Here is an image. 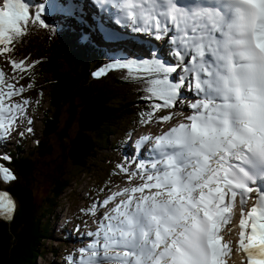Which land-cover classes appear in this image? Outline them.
Listing matches in <instances>:
<instances>
[{
  "label": "snow or ice",
  "instance_id": "obj_1",
  "mask_svg": "<svg viewBox=\"0 0 264 264\" xmlns=\"http://www.w3.org/2000/svg\"><path fill=\"white\" fill-rule=\"evenodd\" d=\"M114 7L125 26L153 32L158 40L168 38L177 60L176 65L153 58L108 66L151 77L144 99L162 103H152L153 111L142 122L176 105L185 80L173 81L171 74L181 65L190 76L189 90L199 99L188 105L193 112L184 118L187 122L155 137L152 158L138 163L136 172L117 165L129 180L138 172L143 183L100 203L103 207L126 197L99 217L96 230L87 233L93 239L70 264H226L232 245L223 232L232 222L237 197L236 250L246 254L247 264H264V0H115ZM44 11L43 4L30 14L25 0H0V56L6 57L16 81L5 80L0 69V86L7 89L0 88V140L18 120L32 123L26 115L30 101H11L25 91L17 84L36 62L9 53L30 23L44 26ZM150 139L144 136L141 143ZM0 174L15 179L6 168L0 167ZM249 199L254 203L245 210ZM13 207L0 193V214L10 219ZM96 208L93 202L92 214Z\"/></svg>",
  "mask_w": 264,
  "mask_h": 264
},
{
  "label": "trees",
  "instance_id": "obj_2",
  "mask_svg": "<svg viewBox=\"0 0 264 264\" xmlns=\"http://www.w3.org/2000/svg\"><path fill=\"white\" fill-rule=\"evenodd\" d=\"M35 4L33 0L30 14ZM73 22L65 16L60 23L53 17L44 26L30 23L27 34L9 53L16 60L27 57L29 64L36 62L27 76L44 91L46 107L41 109L40 141L32 146L37 156L23 153L21 145L11 151L9 165L15 181L4 189L14 198L15 207L9 222L0 220V264H36L42 253L39 242L49 238L39 210L54 207L68 187L63 168H87L116 128L134 126V112L158 101L144 99L151 78L136 79L105 69L106 52L99 47L92 54L94 44L73 30ZM73 122L76 130L71 135L68 129ZM36 192L41 196L38 201Z\"/></svg>",
  "mask_w": 264,
  "mask_h": 264
},
{
  "label": "rangeland",
  "instance_id": "obj_3",
  "mask_svg": "<svg viewBox=\"0 0 264 264\" xmlns=\"http://www.w3.org/2000/svg\"><path fill=\"white\" fill-rule=\"evenodd\" d=\"M42 2H44V0H42ZM56 2L58 1H55L53 5ZM45 9H49V8H45ZM66 14L63 15L64 16L71 15L77 19L83 18V15L79 11H75V12L70 11V13H66ZM55 20L56 22L60 23L62 21V18L59 15H56ZM100 24H98L97 26H100ZM97 26L94 29H92V31H90L89 29L90 33L97 32L100 35H103L100 33ZM89 31L87 29L84 30L82 28L81 33L83 37H85V39L96 44L94 45V50H91L92 54H97L96 49H98L99 46L100 47L103 46L102 48L106 52L107 51L111 52L112 49H116V48H117L116 50L122 51L120 47H124V46L121 45L117 46L118 43L114 44L116 42H112L109 44V43L101 42L100 39L99 41L93 40L95 42L91 41L86 34ZM90 37L93 36L90 34ZM104 40L106 42L108 41L106 39ZM123 42H127V41H123ZM129 42L133 43V40ZM76 43L80 44L78 41H76ZM161 48L168 49L169 47L164 42ZM143 50L144 49L139 50V53H142ZM126 51H128V49H126ZM115 54L117 55V58H120V56L117 53ZM170 65H176V64H173L170 61ZM0 69H2L5 72V80L11 83H16V81L12 79L13 70L10 64L7 62L5 56H0ZM109 69L111 72H116L118 74H121L122 76H127V77L133 76L136 79H141L142 77V74L135 70L129 72V70L122 68H109ZM113 69L116 71H113ZM181 71H183V65H181L176 72L171 74V79L173 81H177ZM29 83L32 84V87L30 89L26 87ZM17 86L18 87L25 86V91L21 95H17L13 97V101L11 102H21L23 99H28L30 103L27 106L26 115L29 119H31L32 123L28 124L26 119L18 120L16 122L14 130L11 131V134L8 135L6 139L0 140V167L8 169L13 176H15V174L12 173V168L9 166V163H11L13 157L9 156L8 159L4 160L5 162L1 158L3 155L8 154L10 151H12V149L15 147V144L24 147L23 153L26 150L29 154L33 156H37L32 146L35 145L37 141L38 142L40 141L41 130L43 128L40 119L42 116L41 109H44L46 107L45 106L46 97L44 91L41 88L34 86V81L32 80V78L28 77L27 74L24 75L23 79H19ZM182 87H183L182 91L185 94H187L188 92L195 94L194 89L192 90L187 89V87H189L188 81L185 82L182 85ZM0 88H3L4 91H7L6 87L4 86H0ZM151 104H145L146 105L145 109H139L134 112L137 117V120H133V122L135 123L134 126L126 127L125 125H120L118 128H116L115 133L111 137L106 138L107 139L106 144L100 145V148H102V150H96L97 153L95 155V158H92L89 161L87 168L80 170L73 167L72 165L71 166L67 165L63 168L62 173L65 175V178L68 181V187L63 190L62 194L59 196L60 198H58L54 207H52L48 211H44L43 209L39 210L40 213H43L40 220L44 221V223L47 224L49 228L48 230L49 238L47 240H44L43 242H39L40 245L42 246V253L40 256L36 257L35 260L36 264H70V258L73 261L79 260L81 256L80 249L86 247L85 246L86 242L90 243L91 241L89 240V237H87V233L89 231L96 230L97 221L99 217L102 216L101 214H103V209L99 205L104 199H106L103 198L104 194L107 191H114L115 189L121 190L124 188L137 186L140 184L139 183L140 177L135 176L131 180H129L128 174L120 172L117 168L118 164H123L124 167L128 169V173L135 172L132 171L133 167H129L130 164L125 159V156L129 154L128 153L129 148L134 147V145L136 144L137 145L141 144L140 143L141 139L139 136L142 137L143 135H146L148 133L152 134L154 130H158L161 127H164L169 122L178 120L180 117H177V115L180 116V113H183L182 111H185V108L186 111H188L190 114H192L193 112V110L188 107L189 102L187 100H184V102H181V105H183L184 107L182 106L180 108L177 106L178 108L175 109L177 112L176 115L174 114V110H172L173 107L161 108L160 110L154 113L152 119L149 122L144 123L142 121L147 119V114L153 111L151 108ZM139 112L142 114H140ZM168 112L170 113L169 115L173 116V119L166 122L160 121L159 118L165 116ZM28 127L32 128V132L26 131ZM75 130H76V126H75V122H73L70 126V129H68V132H70V134L73 135ZM21 132H23V135H20ZM137 137L139 138L136 140ZM121 142H123V144H121ZM135 164L136 163H132V166H134ZM14 181L15 179L5 180L2 174H0V189H3L4 185ZM101 189L104 190L101 191ZM39 198H41V196H38V193L36 192L34 200L38 201ZM93 202L97 204L96 214H92L91 212ZM81 209H87L88 211L82 212ZM230 232L231 230L229 232H223V235L225 237L224 238L225 240L232 242V240L236 236ZM82 240L83 242H81Z\"/></svg>",
  "mask_w": 264,
  "mask_h": 264
},
{
  "label": "bare ground",
  "instance_id": "obj_4",
  "mask_svg": "<svg viewBox=\"0 0 264 264\" xmlns=\"http://www.w3.org/2000/svg\"><path fill=\"white\" fill-rule=\"evenodd\" d=\"M55 1H60L61 4L65 6V12L66 13L67 12H70L69 11V6H71V11L72 12H75V11L81 12V14L83 15V18L80 19V24L82 25V27L84 28V30L87 29L89 31V29H90V31H92V29H94L98 25L96 19L93 18V16H94L93 12L85 5V3H84L83 0H44V2H42V4L44 5L45 8H48ZM90 31L88 33H86V34L88 35V37L91 40H97V41H99V39H100L101 42L109 43V44L112 43V41H110L109 39L102 38L101 36H98L94 32L93 33L92 32L90 33ZM104 32L105 31L103 30V33ZM90 34L93 37H90ZM125 34H128V33H122L121 34V37L124 36L123 41H127V42L121 41V42H118V44L117 43H114V44H117V46L118 45L124 46V47H120V49L122 51L116 50L117 48L116 49H112V51H114L115 53H118L121 56L120 59H116L115 60L116 62L144 61V60H151L153 58H159L160 60H164V62L166 61L167 64H170V61L173 64H177V60L174 59L172 56L170 57L168 52H166V54H164L161 57L158 55V50L157 49H159V47L163 45L164 39H160V40L157 39V40H153L152 41L150 35L148 37H146V38H140V37H135V36L134 37H131V36L125 35ZM104 39H106L108 41L106 42ZM154 39H156V38H154ZM131 40H133V43L129 42ZM126 49H128V51H126ZM142 49H144L142 51V53H139V50H142ZM178 69L179 68H177V70ZM188 75H189L188 73H185V72L181 71L180 72V76H178V79L177 80H180L181 77H183L184 80L186 81L188 79ZM182 88L183 87L181 86L180 100L183 97H185V100H187L189 103H193L191 100H193L195 102V98H197V97L196 96L195 97L190 96V92L188 93L189 96L184 95L183 94V91H182ZM177 102L178 103H176V105L172 108V110H174V108H178V107L181 108L182 107L180 105L181 104L180 101L178 100ZM182 112L183 113H180V116H179L180 118L178 120H176V121H179V122H187L184 118L187 115H190V114H189L188 111H182ZM186 112H188V113H186ZM169 114L170 113L168 112L166 115H169ZM162 128L163 127H161L158 130H161ZM144 136L145 135H143L142 137H144ZM135 148H137V151H135ZM128 153L129 154L125 156V159L129 162V164H130L129 167H133V170L132 169L131 170L136 172L137 171V167H136L137 164L140 163L141 161L145 162V160L147 159V156L148 155L145 154L140 149V146L130 147ZM132 163H136V164L134 166H132ZM136 177H140V175H139L138 172H137ZM139 183L140 184L143 183V180L141 178H139ZM245 210H246V208H245ZM239 219H240V215H238L236 217V221L234 222L235 227H236L237 236H238V233H239V227H238ZM232 230H233V226L231 224V233H235V231H232ZM238 239H239V236H238V238H236V240L234 242L236 249H237V241H238ZM236 249L234 251H232V253L230 255L231 258L230 257H228V258H230V261L231 262H234V264H241L239 260H240V258L243 255L246 256V254H244L242 251H237ZM246 260H247V256H246ZM243 264H247V261L243 262Z\"/></svg>",
  "mask_w": 264,
  "mask_h": 264
},
{
  "label": "clouds",
  "instance_id": "obj_5",
  "mask_svg": "<svg viewBox=\"0 0 264 264\" xmlns=\"http://www.w3.org/2000/svg\"><path fill=\"white\" fill-rule=\"evenodd\" d=\"M26 2H28L27 4L29 5V8H30V4L32 3V1L33 0H25ZM34 1H36V0H34ZM57 4H59L58 2H56V4H52L53 6H52V8H50V7H48L49 9L48 10H45L43 13H41V18L44 20V22H45V20L47 19V18H50V17H53L54 19H55V16L56 15H59L62 19H63V17H65L63 14L64 13H62V12H60L59 11V9H58V7L56 6ZM37 3L33 6V9H32V13L33 12H35L36 11V9H37ZM54 7H56L57 9H55ZM38 24V23H37ZM75 39V38H74ZM97 43V42H96ZM99 44V43H98ZM96 45V44H95ZM101 45V44H100ZM102 46V45H101ZM100 47V46H99ZM103 47V46H102ZM101 47V48H102ZM105 48V47H104ZM104 50V49H103ZM105 51V50H104ZM106 52V51H105ZM108 52V51H107ZM107 52H106V55H107V60L105 61V63H104V68L105 69H107L106 68V63L110 60V56L107 54ZM111 57H113V55H111ZM98 65V64H97ZM102 67V66H101ZM92 69V68H91ZM108 70H110V69H108ZM113 71H116V70H113ZM96 72V71H95ZM148 78H151V77H148ZM36 144V143H35ZM10 156H12V155H10ZM10 166V165H9ZM3 190L4 191H7L8 192V190H6V189H4L3 188ZM9 193V192H8ZM10 194V193H9ZM10 196H11V194H10ZM12 197V196H11ZM12 199H13V201H14V198L12 197ZM14 204H15V201H14ZM14 207H15V205H14ZM13 211H14V208H13ZM12 214H13V212H12ZM12 216V215H11ZM0 220H2V219H0ZM2 221H4V222H9V221H5V220H2Z\"/></svg>",
  "mask_w": 264,
  "mask_h": 264
},
{
  "label": "water",
  "instance_id": "obj_6",
  "mask_svg": "<svg viewBox=\"0 0 264 264\" xmlns=\"http://www.w3.org/2000/svg\"><path fill=\"white\" fill-rule=\"evenodd\" d=\"M44 190H45V189H44ZM0 193H5L6 196H7V198H8L9 200H11V202H12V204H13V199H12V197L10 196V194H9L7 191L0 190ZM10 198H11V199H10ZM4 211L7 212V209H5ZM0 218L3 219V220H5V221H9V220L11 219V218H10V219L7 218V216L4 215V214H0Z\"/></svg>",
  "mask_w": 264,
  "mask_h": 264
}]
</instances>
